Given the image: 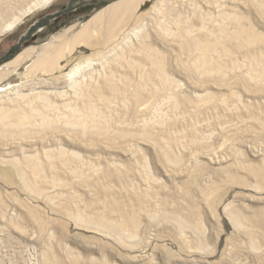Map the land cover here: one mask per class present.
<instances>
[{
    "label": "rangeland",
    "instance_id": "374dc122",
    "mask_svg": "<svg viewBox=\"0 0 264 264\" xmlns=\"http://www.w3.org/2000/svg\"><path fill=\"white\" fill-rule=\"evenodd\" d=\"M33 1L0 0V28ZM70 1L25 15L0 57ZM113 1L77 0L18 53ZM114 34L0 82V264H264V0H149ZM186 36L210 47L209 71Z\"/></svg>",
    "mask_w": 264,
    "mask_h": 264
},
{
    "label": "bare ground",
    "instance_id": "6f19581e",
    "mask_svg": "<svg viewBox=\"0 0 264 264\" xmlns=\"http://www.w3.org/2000/svg\"><path fill=\"white\" fill-rule=\"evenodd\" d=\"M48 0H35L30 5H28L23 13L12 20H10L7 24L0 28V35H2L6 31L12 30L16 27L24 18L25 15H29L31 12L36 10L39 7H42ZM149 0H116L109 4H107L104 8L100 9L96 13H94L89 19L84 21L81 26L72 34H70L71 27L67 28L65 31L60 32L59 34L54 36L53 41H48L41 45H31L26 47L20 53H18L13 59L7 61L0 67V82L8 77L10 73L14 69H18L22 64L26 63L24 75L25 76H34L38 70L43 73L53 74L57 70L62 69L63 64L62 60L68 55L73 53V51L78 46H99L104 45L107 46L111 41H113L117 36L114 34L115 29L118 28L122 23L126 22L127 19L131 18L133 14L142 6L147 4ZM140 32V31H137ZM138 34V33H137ZM137 36V35H136ZM118 38V37H117ZM93 39H96L93 41ZM187 45L189 48L193 49L195 52V63L192 66L194 71H209L210 64L209 59H207V52L210 49L207 44L201 42V40L193 38V37H185ZM37 52L36 56L34 54ZM149 55L152 54L151 51H147ZM34 56V57H33ZM91 61V60H89ZM90 66V64L88 65ZM84 64L78 63L67 75L70 79V86L72 89L77 92V88L81 86L82 82L78 81L75 77L82 73L84 68ZM161 68V66H160ZM84 74V73H82ZM81 74V75H82ZM166 80V79H165ZM60 95L65 94L64 92L59 91ZM17 96L27 97L28 100L32 101L33 98L29 96V94H19L16 93ZM34 97H39L43 101L50 103V98L45 93H32ZM19 96V97H20ZM30 97V98H29ZM3 111L0 110V114ZM28 116L23 111L18 114V122L23 123ZM90 119V115L86 116L84 120H82L81 125H86V120ZM47 119H44L46 122ZM13 124V123H11ZM97 134H101L100 130H96ZM166 156L169 160L176 161L177 159L173 157L170 152L166 153ZM23 176V184L25 187L29 188L26 176L24 173ZM234 222L240 223L238 216L233 212ZM80 220H83V217L78 215L77 217ZM95 224H97L102 229H107L110 231H121L119 227H117L112 222L98 217L93 220ZM178 224H183L181 220H178ZM45 264H50L48 259H45Z\"/></svg>",
    "mask_w": 264,
    "mask_h": 264
},
{
    "label": "water",
    "instance_id": "95a60500",
    "mask_svg": "<svg viewBox=\"0 0 264 264\" xmlns=\"http://www.w3.org/2000/svg\"><path fill=\"white\" fill-rule=\"evenodd\" d=\"M76 1L77 0H71L69 3V6L67 8L62 9L56 13H53V14H48L47 16L38 20L34 25H32L29 28L28 32L21 37V39L18 41V43L13 45L5 55L0 57V62L5 61V60L9 59L10 57H12L14 54L18 53L22 48L23 42L29 40L35 34V32H37L40 29H42L43 27H45L50 22L51 19L56 18V17H58L64 13L72 10L74 8L73 2H76Z\"/></svg>",
    "mask_w": 264,
    "mask_h": 264
},
{
    "label": "flooded vegetation",
    "instance_id": "af4514ba",
    "mask_svg": "<svg viewBox=\"0 0 264 264\" xmlns=\"http://www.w3.org/2000/svg\"><path fill=\"white\" fill-rule=\"evenodd\" d=\"M78 5V3L77 2H73V9L72 10H70V11H68V12H66V13H69V12H71V11H73L74 9H76V8H79V6H82V5H79V6H77ZM68 6H69V4H68ZM67 6V7H68ZM67 7H65V8H67ZM66 13H64V14H66ZM59 17V16H58ZM58 17H56V18H58ZM53 19H55V18H53ZM52 20V19H51ZM50 20V21H51Z\"/></svg>",
    "mask_w": 264,
    "mask_h": 264
}]
</instances>
